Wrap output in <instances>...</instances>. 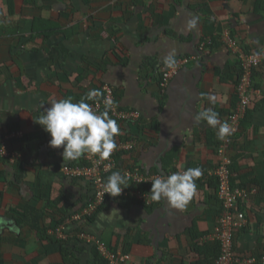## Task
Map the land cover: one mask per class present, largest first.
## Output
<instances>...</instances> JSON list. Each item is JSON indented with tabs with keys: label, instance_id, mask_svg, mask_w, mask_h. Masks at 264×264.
Returning <instances> with one entry per match:
<instances>
[{
	"label": "crops",
	"instance_id": "1",
	"mask_svg": "<svg viewBox=\"0 0 264 264\" xmlns=\"http://www.w3.org/2000/svg\"><path fill=\"white\" fill-rule=\"evenodd\" d=\"M257 2L0 0V149L18 157L11 163L0 155V264H60L59 255L43 256L44 244L26 224V212L37 207L49 226L58 209L67 215L78 212L92 195L86 181L62 172L64 165L80 164L83 156L63 160V147L51 148L50 135L36 123L50 101L77 102L109 85L122 108L140 112L137 125L117 123L120 134L115 138L130 130L138 139L137 149L121 160L122 168L165 174L217 166V129L193 117L211 109L224 123L237 107L238 54L222 37L229 34L243 53L261 50L264 0L261 9ZM33 18L61 30L47 41L32 40ZM217 39V46L203 47ZM170 55L189 62L163 87ZM252 90L249 119L242 121L227 155L235 176L251 189L240 205L248 223L235 233V250L264 256V65L253 72ZM219 215L212 190L199 183L183 209L166 200L151 206L110 201L92 223L78 226L111 252L130 255L134 264L214 263L218 243L206 241L212 248L201 244L215 232ZM80 257L89 263L92 248Z\"/></svg>",
	"mask_w": 264,
	"mask_h": 264
},
{
	"label": "built area",
	"instance_id": "2",
	"mask_svg": "<svg viewBox=\"0 0 264 264\" xmlns=\"http://www.w3.org/2000/svg\"><path fill=\"white\" fill-rule=\"evenodd\" d=\"M225 46L238 54L243 67V76L237 89L239 99L238 105L229 117L228 125L230 126V134L222 140V145L218 150L219 162L217 166L209 171L201 170L202 175L197 180L207 178H215L219 186V199L223 207V211L219 217V221L215 232L205 238V241L216 242L220 247V256L215 264H264V258L258 259L253 255H242L236 252L234 247V236L237 231L243 230L247 226L246 214L238 209V205L248 199L251 194L247 189L240 187H232L231 178L234 175L232 171L233 161L227 155L230 148L231 137H234L240 132L241 123L246 117L248 109L253 102L252 76L253 71L264 65V47L255 53H243L239 44L231 38L229 34L222 37ZM189 60L178 61L173 67H165L161 79L162 86L167 84L178 74L181 64L188 63ZM104 96L101 100H96L90 105L98 114L108 111V116L114 119L121 125H137L140 122L141 114L136 110L124 109L119 105L115 91L109 85L103 87ZM105 101H110L106 105ZM117 148L107 160H101L93 154H84L80 164L75 167L64 166L62 172L74 179H83L86 181L92 190L91 200L83 208L82 211L73 214L66 219L63 225H60L55 230H50L49 234L55 236L58 240L69 239V228L74 227L79 223H85L88 218L94 216L100 211L110 200L116 202L127 201L138 204H146L151 206L154 201L149 197V186L151 181L159 176H167L170 173H144L137 166L124 167L120 166L121 160L127 155L133 153L138 146V139L130 130L123 134L122 139L115 138ZM0 155L9 162L15 163L17 160L16 154H9L1 147ZM114 171H120L125 177L126 183L122 193L118 197H111L104 194V184L108 176ZM78 240L86 245L95 246L101 256L109 261V264H134L131 262V256L122 253H113L107 245L99 238L87 233L86 231L77 234Z\"/></svg>",
	"mask_w": 264,
	"mask_h": 264
},
{
	"label": "clouds",
	"instance_id": "3",
	"mask_svg": "<svg viewBox=\"0 0 264 264\" xmlns=\"http://www.w3.org/2000/svg\"><path fill=\"white\" fill-rule=\"evenodd\" d=\"M174 63L175 61L171 55L165 58V64L168 67H173ZM96 95L97 93L93 90L77 102H74L70 98L50 101V107L42 111L39 116L36 123L42 126L43 130L50 135L49 146L54 149L63 147V160H76L84 154H93L101 160H107L116 150L117 142L115 137L120 134L117 122L109 118L107 110L98 114L86 102ZM210 100H214V98L210 97ZM105 103L109 105L111 102L105 101ZM193 120L196 123L202 120L206 121L208 126L217 129L216 134L218 138L222 139L230 134L231 129L228 123H221L218 114L211 109L200 111L193 117ZM218 125L219 127L217 128ZM64 166L75 167L77 165ZM201 175V169L195 167L173 172L167 176L156 177L151 181V189L148 193L149 197L154 202L166 200L171 207L183 209L191 201L196 192V180ZM125 183V177L121 175L120 171L112 172L104 184V194L118 197L122 193L124 189L122 186ZM90 200L91 197L87 204ZM87 204L78 210V212L82 211ZM75 226L78 227V224ZM72 228H69V230ZM84 245L90 248L95 247L93 245Z\"/></svg>",
	"mask_w": 264,
	"mask_h": 264
},
{
	"label": "trees",
	"instance_id": "4",
	"mask_svg": "<svg viewBox=\"0 0 264 264\" xmlns=\"http://www.w3.org/2000/svg\"><path fill=\"white\" fill-rule=\"evenodd\" d=\"M259 8H263L262 6V2L261 0H257ZM31 30H32V40L36 39V38H42L44 41H47L52 35L56 34L57 32H59L61 29L59 26H57L54 23L39 19V18H33L32 22H31ZM218 39L216 41H213L211 43H205L203 44V47H210L213 48L215 46H217V42ZM222 43H224L222 41ZM64 51V46L62 47V50L60 49V53H63ZM178 61H175V63ZM238 62H239V73H238V80H237V89L238 86L240 84L241 78L243 76V67H242V62L239 59L238 56ZM174 63V64H175ZM167 67V65L165 66ZM164 67V68H165ZM255 72V70L253 71ZM163 76V75H162ZM253 77V76H252ZM255 84V83H254ZM105 86V85H104ZM103 86V87H104ZM256 88L257 85L255 84ZM103 87L101 90L98 91V94L93 97L91 100L86 101L87 103L91 104L96 100H101V98H103L104 96V91H103ZM86 95V94H85ZM79 101V100H78ZM253 103V102H252ZM250 109H248L246 117L244 118L243 123H246L245 120L249 119V115H250ZM240 133V132H239ZM239 133H237L234 137H231V143H230V148L228 149V151L231 150L236 138L238 137ZM122 139V138H120ZM222 140L223 138H218V140L213 142V147L215 148L217 154H218V150L222 145ZM170 164V160H168L166 162V165L169 166ZM236 170L235 166H233L232 164V171L234 172ZM202 184L203 187H209L210 190H212L213 192V197L219 202L220 204V215L223 211V207L221 205L219 196H218V191H219V186H218V181L215 178H207L204 180H198L196 182V184ZM231 185L232 187H240L242 189H247L248 191H251V189L249 188V185L246 182H242V180L240 178H237L235 176V174L232 176L231 178ZM250 196V195H249ZM249 198V197H248ZM247 201V200H245ZM242 201L239 205H238V209L240 210V205L245 202ZM60 201L54 202L51 207L56 208L58 207V205L60 204ZM57 212V214H55L57 217L53 219V223L49 226L45 225L43 223V219L45 218V214H40L37 210V207H33L31 206V208L26 212L25 215V220H26V224H30L32 227V229H34L35 231H37L38 233V237L39 240L41 241V243L44 244V250H43V256H57L59 255L61 257V263L60 264H83L82 262V258L80 257V255H82L83 251H85L88 247H86L82 242H80L77 238V234L80 232H83L85 230L82 229V227H77V229L75 231L69 230V239L64 241V240H58L55 236L50 235L49 231L50 230H55L57 229L60 225H63L67 219V217L69 215H67L65 213L64 210H60ZM101 211V210H100ZM98 211L94 216L88 218L87 222L92 223L95 219V216L100 212ZM241 211V210H240ZM74 214V213H73ZM219 215V217H220ZM238 232V231H237ZM198 237H200L199 235H194L193 239H197ZM204 237L202 239V241H204L203 244H201V246H207V247H211L210 244H208V242L205 241ZM218 245V250L217 253L215 255V258L213 259L215 262L216 260L219 258L220 256V247L219 244ZM198 247H200V245H195V248L198 249ZM235 247V244H234ZM115 252V251H114ZM257 257L259 260L264 258V256L260 255V256H255ZM214 263H193V264H215ZM87 264H109V261L106 260L105 258H103L99 251L97 250L96 247L92 248V259L89 261V263ZM261 264V263H260Z\"/></svg>",
	"mask_w": 264,
	"mask_h": 264
},
{
	"label": "rangeland",
	"instance_id": "5",
	"mask_svg": "<svg viewBox=\"0 0 264 264\" xmlns=\"http://www.w3.org/2000/svg\"><path fill=\"white\" fill-rule=\"evenodd\" d=\"M219 196V195H218ZM71 216H73V214H70L67 218H69V217H71ZM218 221H219V219H218Z\"/></svg>",
	"mask_w": 264,
	"mask_h": 264
}]
</instances>
